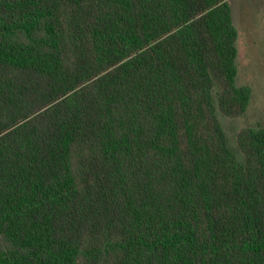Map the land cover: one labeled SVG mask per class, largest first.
Instances as JSON below:
<instances>
[{
  "label": "trees",
  "instance_id": "trees-1",
  "mask_svg": "<svg viewBox=\"0 0 264 264\" xmlns=\"http://www.w3.org/2000/svg\"><path fill=\"white\" fill-rule=\"evenodd\" d=\"M238 37L229 0H0V264H264Z\"/></svg>",
  "mask_w": 264,
  "mask_h": 264
},
{
  "label": "rangeland",
  "instance_id": "rangeland-1",
  "mask_svg": "<svg viewBox=\"0 0 264 264\" xmlns=\"http://www.w3.org/2000/svg\"><path fill=\"white\" fill-rule=\"evenodd\" d=\"M233 20L239 30L237 83L249 84L252 99L246 112L228 117L219 112L229 144L244 160L237 135L245 126L264 125V0H229Z\"/></svg>",
  "mask_w": 264,
  "mask_h": 264
}]
</instances>
